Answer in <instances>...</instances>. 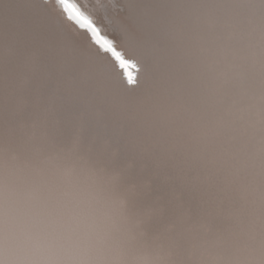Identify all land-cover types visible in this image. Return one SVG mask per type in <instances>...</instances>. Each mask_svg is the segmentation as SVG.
Wrapping results in <instances>:
<instances>
[{
  "label": "clouds",
  "instance_id": "clouds-1",
  "mask_svg": "<svg viewBox=\"0 0 264 264\" xmlns=\"http://www.w3.org/2000/svg\"><path fill=\"white\" fill-rule=\"evenodd\" d=\"M126 3L123 44L144 71L119 106L228 210L152 235L121 172L80 141L0 139V264H264V0Z\"/></svg>",
  "mask_w": 264,
  "mask_h": 264
},
{
  "label": "bare ground",
  "instance_id": "bare-ground-1",
  "mask_svg": "<svg viewBox=\"0 0 264 264\" xmlns=\"http://www.w3.org/2000/svg\"><path fill=\"white\" fill-rule=\"evenodd\" d=\"M76 4L90 23L67 0H0V139L80 141L121 172L133 210L152 235L194 221L218 223L228 205L212 181L177 167L157 129L119 106L117 86L134 92L144 71L123 44L118 21L128 14L126 0Z\"/></svg>",
  "mask_w": 264,
  "mask_h": 264
},
{
  "label": "snow or ice",
  "instance_id": "snow-or-ice-1",
  "mask_svg": "<svg viewBox=\"0 0 264 264\" xmlns=\"http://www.w3.org/2000/svg\"><path fill=\"white\" fill-rule=\"evenodd\" d=\"M74 12H76V14L78 16H80V18L85 22V23H90V21L88 20V18L86 16H83L78 10H76L75 8L73 9Z\"/></svg>",
  "mask_w": 264,
  "mask_h": 264
},
{
  "label": "water",
  "instance_id": "water-1",
  "mask_svg": "<svg viewBox=\"0 0 264 264\" xmlns=\"http://www.w3.org/2000/svg\"><path fill=\"white\" fill-rule=\"evenodd\" d=\"M133 69V68H132Z\"/></svg>",
  "mask_w": 264,
  "mask_h": 264
}]
</instances>
